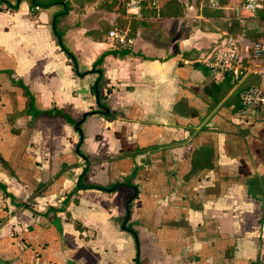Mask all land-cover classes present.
Returning <instances> with one entry per match:
<instances>
[{
    "label": "crops",
    "instance_id": "obj_1",
    "mask_svg": "<svg viewBox=\"0 0 264 264\" xmlns=\"http://www.w3.org/2000/svg\"><path fill=\"white\" fill-rule=\"evenodd\" d=\"M69 1L64 15L61 1L0 9V264H264V108L239 97L264 73L203 64L228 35L264 64L253 14L242 0L214 16L207 0H161L145 18ZM120 24L130 45L108 36Z\"/></svg>",
    "mask_w": 264,
    "mask_h": 264
},
{
    "label": "built area",
    "instance_id": "obj_2",
    "mask_svg": "<svg viewBox=\"0 0 264 264\" xmlns=\"http://www.w3.org/2000/svg\"><path fill=\"white\" fill-rule=\"evenodd\" d=\"M210 7L218 8L221 0H207ZM127 12L130 15L141 17L144 9H155L161 4V0H125ZM264 7V0H242L241 8L255 15L256 11ZM12 5L8 0H0V9L9 10ZM110 39L120 45H130L133 39L125 29L112 28L108 32ZM252 56L262 58L264 56V36L258 37L252 45ZM203 64L210 74L215 77L228 75L234 80H239L249 71L259 74L264 73V64L259 63L255 67L243 61L241 44L235 36L228 35L223 45L216 48L204 61ZM241 103L245 109L264 108V88L250 86L239 92Z\"/></svg>",
    "mask_w": 264,
    "mask_h": 264
},
{
    "label": "trees",
    "instance_id": "obj_3",
    "mask_svg": "<svg viewBox=\"0 0 264 264\" xmlns=\"http://www.w3.org/2000/svg\"><path fill=\"white\" fill-rule=\"evenodd\" d=\"M61 1L63 4V9L61 10V12L58 13V15H64L68 12V10L70 9V1L69 0H45V1H39V0H31V3L33 6L39 4V5H43V6H49L51 4H53L54 2H59ZM106 1H111L113 3H115L116 5H118L120 7V9L123 12H127V7H126V3L125 0H106ZM169 2L174 1V0H168ZM222 4V3H221ZM204 10L206 12V14L214 16V15H218L222 8V5L218 8H213L210 7L209 4H206L204 7ZM161 10V8H157V9H144L142 11V16L141 18H145L146 16H150L153 14H156L157 11ZM251 25L254 29V31L256 32L257 35L260 36H264V7L260 8L259 10L256 11L255 15H253V17L251 18ZM133 21V25H134ZM114 28L120 29L122 30L124 28L123 24H120V26H116ZM56 35L58 38L59 43L61 44V47L63 48V50L67 53V55L69 56V58L72 60V63L74 65L75 68L78 67V59L76 54L71 51L66 44L64 43L63 40V34L61 33L60 30H56ZM104 54L99 57L95 62H94V69L95 71L98 72V78L96 79L95 83L92 84L91 88L94 91V93L97 95V102L99 105V109L101 110V112L104 113V110L108 107L106 104V100L108 98V94L112 91L110 87H106V80L104 78V74H103V69L101 67H98L104 59ZM106 87V93H104L102 91V88ZM56 114H62L68 122H70L72 125H74V127H76V124L80 122V120H75L73 119L70 115L63 113L60 110H56ZM88 114V113H87ZM110 116L112 115L111 113L109 114ZM78 130H80V126L76 127ZM80 154L84 155L85 157H88L83 151L80 150ZM70 195V194H69ZM69 195L63 200V208L64 205H66L69 202ZM51 209L57 210L58 207L54 206V205H50ZM75 227L80 230L83 231L82 226L80 223L75 222ZM84 237H87V235L83 234Z\"/></svg>",
    "mask_w": 264,
    "mask_h": 264
},
{
    "label": "water",
    "instance_id": "obj_4",
    "mask_svg": "<svg viewBox=\"0 0 264 264\" xmlns=\"http://www.w3.org/2000/svg\"><path fill=\"white\" fill-rule=\"evenodd\" d=\"M77 127H79V123H77ZM78 149H79V147H78ZM87 168H88V166H86L85 170L81 173V175H80V177H79L78 185H79L80 187H81V185H80L81 180H82V178H83V175L86 173ZM128 219H129V208H127V215H126V219H125V224H126V222H127ZM125 224H124V226H125Z\"/></svg>",
    "mask_w": 264,
    "mask_h": 264
},
{
    "label": "bare ground",
    "instance_id": "obj_5",
    "mask_svg": "<svg viewBox=\"0 0 264 264\" xmlns=\"http://www.w3.org/2000/svg\"><path fill=\"white\" fill-rule=\"evenodd\" d=\"M105 2V1H104ZM103 3V2H102ZM107 4V3H106ZM108 5V4H107ZM106 6V5H105ZM237 7V6H236ZM71 8V7H70ZM72 9V8H71ZM222 11V10H221ZM241 14V13H240ZM247 19V18H246ZM236 21V20H235ZM247 21V20H246ZM239 23V22H238ZM106 24V23H105ZM245 24V23H244ZM233 25V24H232ZM240 25V24H239ZM242 26V25H241ZM106 27V26H105ZM102 30V29H101ZM264 33V32H263ZM231 34V33H230ZM235 35V34H234ZM103 38V37H102ZM115 46V45H114ZM117 50V49H116ZM123 52V51H122ZM104 53V52H102ZM125 54V53H124ZM91 69V68H90ZM230 78V77H229ZM78 130V129H77ZM109 184V183H108ZM129 186V185H128ZM111 192V191H110ZM133 200V199H132Z\"/></svg>",
    "mask_w": 264,
    "mask_h": 264
},
{
    "label": "rangeland",
    "instance_id": "obj_6",
    "mask_svg": "<svg viewBox=\"0 0 264 264\" xmlns=\"http://www.w3.org/2000/svg\"><path fill=\"white\" fill-rule=\"evenodd\" d=\"M199 3V2H198Z\"/></svg>",
    "mask_w": 264,
    "mask_h": 264
}]
</instances>
